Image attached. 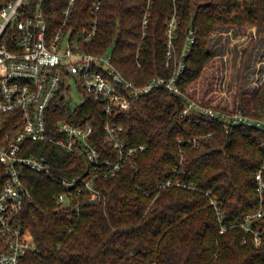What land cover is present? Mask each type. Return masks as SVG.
<instances>
[{
	"label": "trees",
	"instance_id": "trees-1",
	"mask_svg": "<svg viewBox=\"0 0 264 264\" xmlns=\"http://www.w3.org/2000/svg\"><path fill=\"white\" fill-rule=\"evenodd\" d=\"M90 4L84 0L78 10L82 14L75 16V30L89 26ZM173 18V51L168 55ZM251 26L257 33L250 52L264 38V0H106L96 36L79 44L94 53L113 48L116 66L138 85L170 76L184 62L179 83L186 95L206 107L260 118L264 85L258 92L246 90L247 58L231 106L219 105L222 69L214 66L207 73L214 63L209 44L216 29L233 27L243 35ZM190 30L195 40L187 49ZM204 75V84L196 85ZM185 105L181 95L163 89L111 116L89 94L75 108L64 102L54 105L52 125L62 119L93 124L91 140L103 159L118 157L106 141L107 122L124 126L128 146L147 147L114 175L94 178L97 199L82 184L78 205L74 201L60 207L61 178H90L94 171L83 155L44 144L50 171L24 174L34 200L24 206L20 221L37 250L26 254L22 264H264V241L256 245L254 233L232 226L260 205L264 211L256 179L260 169L264 177V128L232 125L198 110L183 114ZM7 119L0 115L2 133L12 130ZM169 179L172 184L159 186ZM211 196L221 206L223 224ZM254 224L264 232V216Z\"/></svg>",
	"mask_w": 264,
	"mask_h": 264
},
{
	"label": "built area",
	"instance_id": "built-area-1",
	"mask_svg": "<svg viewBox=\"0 0 264 264\" xmlns=\"http://www.w3.org/2000/svg\"><path fill=\"white\" fill-rule=\"evenodd\" d=\"M89 1V26L75 30L72 23L77 21L76 15L81 16L78 10L83 8L84 0H0V115L12 121V130L5 133H2L0 123V264H22L26 254L37 250L35 240L22 226L20 214L24 206L34 200L25 182L26 171H50L48 154L42 151L44 144H54L83 155L94 171L90 178H61L64 190L57 195L60 207L71 206L74 201L78 205L82 184L90 190V198L97 199L100 192L93 185L94 178L114 175L126 161L147 147L144 143L128 146L123 138L124 126L107 122L106 141L118 150V157L103 159L91 140L94 132L91 122L62 119L52 125L54 105L66 103L63 92L71 90L68 78L76 77L84 97L89 94L99 100L108 116L116 109H128L133 100L163 89L185 99L183 114L198 110L204 116L225 118L232 125L264 128V118L242 111L226 112L206 107L186 95L179 83L184 62L172 75L154 76L149 82L138 85L116 66L113 48L104 53L81 49V40L96 36L100 10L106 0ZM174 29L175 18L167 31L168 55L173 51ZM194 40V31L190 30L187 49ZM191 142L196 145L198 137L192 138ZM256 179L263 202L261 169L256 173ZM172 183L169 179L159 186ZM211 203L223 224V211L213 196ZM263 216L260 205L232 226L254 233L256 245H261L264 232L254 222ZM225 230L223 225L221 232Z\"/></svg>",
	"mask_w": 264,
	"mask_h": 264
},
{
	"label": "rangeland",
	"instance_id": "rangeland-1",
	"mask_svg": "<svg viewBox=\"0 0 264 264\" xmlns=\"http://www.w3.org/2000/svg\"><path fill=\"white\" fill-rule=\"evenodd\" d=\"M256 33V26L249 27L243 35H240L238 30L233 27H226L217 28L211 37L209 48L212 51L214 63L211 68H208L207 73H211L214 66L218 67L219 70L222 69L220 84L218 85L220 91L219 105L231 106L233 104V95L244 57L247 58L248 63L245 79L246 90L258 92L264 85V38L259 39L252 51H249V47L253 43L250 40L252 36H256ZM246 48H248L247 52L245 51ZM205 80L204 75L198 83L196 82V85H203ZM67 83L71 84V90L63 92L64 99L70 108H75L83 102L85 97L76 84V77L68 78Z\"/></svg>",
	"mask_w": 264,
	"mask_h": 264
}]
</instances>
